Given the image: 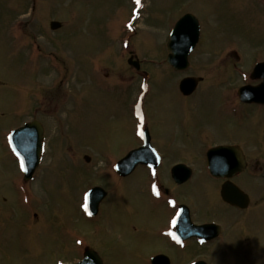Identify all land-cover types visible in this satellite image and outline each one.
I'll list each match as a JSON object with an SVG mask.
<instances>
[{"label":"rangeland","instance_id":"1","mask_svg":"<svg viewBox=\"0 0 264 264\" xmlns=\"http://www.w3.org/2000/svg\"><path fill=\"white\" fill-rule=\"evenodd\" d=\"M141 2L135 18L132 0H0V264L69 263L87 244L106 264H149L153 252L176 254L161 248L167 238L166 232L156 233L161 213L139 193L135 175L118 180L108 171L101 176L107 160L121 159L139 140L141 125L131 115V101L140 92L130 82L140 77L126 66V39L141 67L154 73L140 83L137 109L153 137L161 130V121L153 119L184 114L177 82L186 75L202 76L206 82L190 96L204 108L198 115L224 126L225 120L234 123L229 109L235 108L248 121L236 120L233 132L248 123L253 146L247 150L252 162H264V110L253 108L249 114L235 103L233 87L241 82L234 63L246 72L254 60L264 58V0ZM186 12L197 17L200 40L189 54V67L172 73L165 64L167 36ZM51 20L59 21L60 28L51 30ZM26 34L41 51L38 60L29 55L33 52L25 44ZM218 81L219 89L212 86ZM38 87L44 96L34 101ZM41 100L46 111H56L44 118L40 110L32 111L45 125L46 150L34 179L22 191L23 179L7 146L8 130L31 119V108ZM163 128L168 129L165 122ZM85 154L89 163L83 160ZM184 155L187 161L196 160L193 153ZM254 181L255 221L236 220L228 228L227 242L218 248L219 259L211 264H264V183L260 175ZM95 183L118 184L115 198L112 194L101 207L98 223L87 220L83 210L86 187ZM200 183L204 205L199 218L230 215V207L207 195L209 184ZM90 222L97 229L93 237Z\"/></svg>","mask_w":264,"mask_h":264},{"label":"flooded vegetation","instance_id":"2","mask_svg":"<svg viewBox=\"0 0 264 264\" xmlns=\"http://www.w3.org/2000/svg\"><path fill=\"white\" fill-rule=\"evenodd\" d=\"M131 51V49L126 51L129 56ZM121 57H124V55H121ZM251 68L246 71L247 80L241 81V83L256 84L260 81L259 79H252L250 77ZM131 72L133 75L139 77H141L142 73L149 75V71H140V67L138 69H132ZM238 76L241 78V74ZM229 78L228 80H230ZM205 82L203 78L198 85ZM136 84L137 83L134 82L135 88ZM213 84L216 86L219 84V81ZM197 89H195L193 93H195ZM176 90L182 97V102L180 104L184 114L180 118H167L162 116L160 119H153L154 121H161L159 127L161 130L158 136L154 137L149 132L150 143L159 154L160 161L153 167H151L152 165L148 166L146 163L138 162L130 174L126 176L115 174L113 170H110V172L113 173L118 180L135 175V184L139 193L145 197L148 203L151 202L154 208L161 213V221L159 227L156 229V233L166 232L167 235V238L163 239V242H161V248L167 252H174L176 254L170 256L164 254V252H153L151 258L164 255L165 258L163 257L162 259H166L165 262L168 264H185L186 262V264H188L201 260L211 264V262L215 263L216 260L219 259L220 255L218 253V248L220 245H225L227 242L225 237L230 233V229L228 230V228H231V225H233L236 220L243 218L245 221H248V224L251 221H255L251 213L254 209L253 196L255 195L253 191V182H256L254 181L256 175H260V182L264 183V162L260 163L256 159L252 162L251 150H247L248 147L252 148L253 146L251 135L249 134L250 128L248 123L245 127L240 128L239 131L236 130V132H233L232 130L233 127H236V120H238L239 123H243L248 121L247 117L242 115L237 116L235 114L237 113L236 109L230 108L229 110L230 113L233 114L234 123L229 124L228 120H225L224 126H222L221 123L216 125L211 118L198 115V112L204 108L197 105L198 103L196 101H190V96L193 93L186 96L182 95L178 89ZM37 92L40 97L44 96L40 93L39 87ZM131 102L134 108L136 98L133 97ZM235 103H238L250 111L249 114H252L253 108L256 109L254 112H259L261 108L262 111L264 110V104L243 103L236 95ZM118 105H120V103H118ZM43 108L44 101L32 107L29 115L32 114L33 110H36V114L38 110H40L42 118H44L45 115L52 117L53 111H56L55 109L46 111L45 108ZM206 109L209 110V107ZM133 114L134 113L131 115L133 116ZM31 116V119H36L42 123V136L44 139L45 125L42 122L43 120L41 121L35 114ZM31 119L28 118L24 122ZM143 119V128H148L145 116ZM163 122L166 123L168 129L163 128ZM18 126L19 125L15 127ZM29 141L30 142H26L27 146L34 140L29 139ZM141 143L142 140L139 139L134 144L133 148L139 147ZM216 146H234L236 150L240 149L244 157L242 163H238V167L240 166L241 169L235 171L231 168L236 163V157L224 156L222 159L219 158L218 161H215L216 166L219 168L217 170L219 175H211L207 166L206 152ZM258 146L257 148H259ZM184 152L193 153V155H195L194 159L196 160L187 161V156L184 155ZM105 168L106 170L101 172L103 179L105 178V173L109 171L108 167L105 166ZM200 180L209 184L211 190L207 195L212 194L218 197L225 205L231 208L230 215L225 213L220 219L216 217L206 219L204 217L199 218L197 212L199 211L203 214L201 206L204 205V198H200L202 193ZM232 184L238 186L246 196L238 195L233 189ZM94 185H100L106 190V194L99 204L97 214L95 216H89L87 219L97 220L96 223H98L101 218L99 214L102 210L101 207L107 203L108 199H111L112 194L115 198L118 184L112 185L111 187L102 183L93 184L92 186ZM255 188L257 193L259 189L256 186ZM225 190L231 195V199L236 202L235 205L240 202L245 203L246 207L240 208L225 202L222 197V192L224 193ZM260 192H262V190ZM238 213H240V216ZM241 215L244 217H241ZM141 217L142 215L140 213L137 216L135 215V222H140ZM92 223L93 222H90V224ZM209 223H213L216 226H213L208 232L202 235H191V224L201 225ZM89 228L91 237L97 235V229L93 228V224ZM246 234H249V229H246ZM105 248L107 256H109L111 252L107 247Z\"/></svg>","mask_w":264,"mask_h":264},{"label":"water","instance_id":"3","mask_svg":"<svg viewBox=\"0 0 264 264\" xmlns=\"http://www.w3.org/2000/svg\"><path fill=\"white\" fill-rule=\"evenodd\" d=\"M59 25L60 24L55 21H52L50 23L51 28H57ZM198 32H199V28H198L197 20L191 14H185L176 22L167 44L168 49L172 51V53L169 54L167 58L169 63H171L174 67L177 68H182L187 65L186 58L189 51L193 48V46L197 41ZM257 67L264 68V62L259 63ZM197 81H198L197 78H192V77L184 78L180 83V90L184 94H189L195 88ZM244 91L245 88L243 89V93L240 94L242 98L248 97V92H244ZM262 101H264V99H262ZM35 126H36L35 123H29L24 127L15 130L13 132V135L14 137L21 136L26 139L27 138L29 139V137H31L32 135V132L30 130H33L34 132ZM18 148L25 155L24 157L26 158V161L29 164L28 168L23 167L24 170L27 172L26 177H29L38 161V156H39L38 140L33 146L27 147L24 150V152L21 147L18 146ZM140 150H133L129 152L122 160H120L121 171H124V169L127 167V164L129 165L127 167L128 170L125 171H129L130 169L133 168L134 163L140 159L138 158ZM225 154H228L227 156L229 157V155L234 156L235 152L227 151L223 147L210 150V152L208 153L209 167L215 171L218 170L217 169L218 167L214 162L219 158L222 159ZM141 159L143 160V158ZM96 202L97 200L95 201V204ZM75 264H101V261L95 252L87 250L84 253L83 260ZM198 264H203V263H198Z\"/></svg>","mask_w":264,"mask_h":264}]
</instances>
